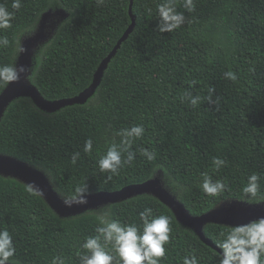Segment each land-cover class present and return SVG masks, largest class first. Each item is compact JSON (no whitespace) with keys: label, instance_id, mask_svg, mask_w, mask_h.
Returning a JSON list of instances; mask_svg holds the SVG:
<instances>
[{"label":"trees","instance_id":"trees-1","mask_svg":"<svg viewBox=\"0 0 264 264\" xmlns=\"http://www.w3.org/2000/svg\"><path fill=\"white\" fill-rule=\"evenodd\" d=\"M55 2L68 18L41 48L30 77L47 101L75 98L87 90L133 22L134 29L85 104L50 113L29 97L13 100L0 119L1 155L42 171L64 200L79 198L85 189L89 194L116 192L159 177L192 217L226 201L264 203V0H193L191 9L184 0H173L184 21L163 33L157 27L158 7L165 0H22L18 10L12 9V0H0L13 13L9 26L0 28V39L9 41L0 45V66H16L24 39ZM226 72L236 80L226 78ZM8 84L0 81V96ZM137 125L144 132L128 150L135 158L122 162L115 174L102 172L99 159L110 146L121 144L120 132ZM89 139L93 147L85 152ZM142 149L154 159L143 156ZM215 158L224 161L219 168ZM204 174L224 189L214 196L204 193ZM253 174L259 177L254 195L244 191ZM145 208L170 221L159 264H183L192 256L198 264H221L223 244L232 233L238 239L227 254L231 263L242 264L259 249L258 264H264L261 222L205 225L204 236L214 248L150 194L61 217L30 186L0 174V230L10 233L15 247L9 264H53L57 258L80 264L86 251L82 245L98 235L103 213L121 224L141 226L139 213ZM105 250L117 264L112 245Z\"/></svg>","mask_w":264,"mask_h":264},{"label":"clouds","instance_id":"clouds-1","mask_svg":"<svg viewBox=\"0 0 264 264\" xmlns=\"http://www.w3.org/2000/svg\"><path fill=\"white\" fill-rule=\"evenodd\" d=\"M98 4H103L104 0H97ZM193 0H184V6L191 9ZM22 6V0H12V9H20ZM158 13L160 17V23L157 25L160 32H170L175 28H178L184 21V16L175 10L173 0H165L164 3L158 7ZM13 17V13L9 12L7 7L0 4V28L8 27ZM9 41L7 38L0 39V45H7ZM26 49L21 47L20 52H25ZM25 71H31L24 66H0V81L10 82L17 81L20 78V74ZM225 77L233 81L236 80V75L232 72H226ZM214 91V89L209 90ZM188 95V94H185ZM183 97L182 99H184ZM198 97L191 99V104L196 105ZM144 128L142 125L133 126L130 129H125L119 133L122 137L121 144H113L110 146L105 155H103L99 161V169L103 171H109L113 174L120 168L122 162L129 163L135 158V153L128 151L134 138L142 136ZM93 147L92 140L89 139L85 142L84 151L91 152ZM127 152V159L122 161V153ZM141 154L148 160L154 159V154L147 150L142 149ZM79 158V153H74L72 156V162L75 163ZM214 165L219 168L223 165L224 161L215 158ZM259 177L255 174L248 177V184L244 191L246 193L255 194L258 187ZM202 190L204 193L214 196L222 191L225 185L220 181H213V179L204 174L202 182ZM31 190V189H30ZM89 193L87 190H81L78 200L69 202L65 201L66 205L71 206V203H87V197ZM108 213H103L101 216V225L96 228L98 235L86 238L82 247L86 250L80 256V264H113L114 256L109 254L105 250V246L111 244L114 251L118 254L119 261L117 264H159V258L165 255L164 245L169 241V218L164 215L153 216L151 208H145L139 213L141 226L136 224H121L118 220L108 219ZM142 229V230H141ZM264 232V227L259 229ZM238 236L236 233H232L225 240L223 247L225 249V258L221 261V264H231L228 258V253L233 249ZM101 240L104 243H101ZM243 242V241H241ZM15 255V247L12 237L7 230H0V264H9V259ZM259 261V249H253L247 254V257L242 264H258ZM53 264H64L62 259H55ZM183 264H198L196 256L191 258L185 257Z\"/></svg>","mask_w":264,"mask_h":264},{"label":"water","instance_id":"water-1","mask_svg":"<svg viewBox=\"0 0 264 264\" xmlns=\"http://www.w3.org/2000/svg\"><path fill=\"white\" fill-rule=\"evenodd\" d=\"M134 20L135 18L133 17V21ZM134 25L135 22H133V24L124 34L112 53L102 62L94 76L93 84L79 96L53 102L47 101L41 96L35 86L25 82V76L28 73V71H25L20 74L19 80L10 81L7 88L1 94L0 119L3 116L6 107L13 100L19 97L31 98L38 108L50 113L56 112L67 106L85 104L88 99L94 95L109 61L116 54V51L120 48L121 44L133 31ZM43 37V34L40 33L35 37H28L23 41L21 47L25 48L26 51L20 52L16 67L22 65L26 69L30 68L32 48L35 44L42 40ZM0 174L17 178L30 186L41 196H43L48 204L61 217L74 216L87 210L98 209L102 206L120 203L136 196L150 194L168 206L181 224L191 228L205 244L211 247H214V245L205 238L203 233V229L207 224H219L230 227H246L256 222H261L264 224V210L260 207L261 204L251 205L252 207L250 209L242 211L233 209L217 210V208H215L213 211L203 216L192 217L186 211L185 207L169 191L165 189V187L162 185L163 182L159 177L149 180L143 184L125 187L122 190L116 192H99L96 194H89L87 197V203H71V206H68L65 203L66 200H64L54 190L47 176L42 171L28 165L25 162L0 154ZM78 199L79 198L74 200ZM74 200L68 201L72 202Z\"/></svg>","mask_w":264,"mask_h":264},{"label":"rangeland","instance_id":"rangeland-1","mask_svg":"<svg viewBox=\"0 0 264 264\" xmlns=\"http://www.w3.org/2000/svg\"><path fill=\"white\" fill-rule=\"evenodd\" d=\"M67 18H68L67 12L58 3L55 2L53 4L51 10L45 16H43L41 18V20L39 21L36 29L34 30L35 32H34V34L32 36L35 37L36 35H39L40 33H42L44 37L37 44H35L33 46V48H32V51H31V64H30V68H29V70L31 69V71H29L26 74L25 82L31 84L30 77H31L32 71L34 69V66L36 64V57L39 55L41 48L47 42H49L52 39L55 31L58 29V27ZM32 36H30V37H32ZM21 42H22V40L20 41V45H21ZM17 62H18V60H17ZM16 66H17V63H16ZM166 190L169 191L168 189H166ZM251 207H252L251 204L246 203V202L226 201V202L221 203L217 207V210H220V209H233V210L242 211V210L250 209ZM260 207L264 210V203H262L260 205Z\"/></svg>","mask_w":264,"mask_h":264}]
</instances>
